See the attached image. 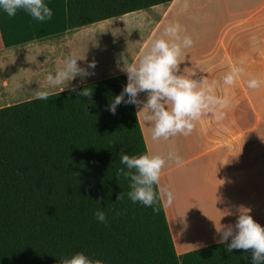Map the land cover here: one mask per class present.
<instances>
[{
    "label": "trees",
    "instance_id": "obj_1",
    "mask_svg": "<svg viewBox=\"0 0 264 264\" xmlns=\"http://www.w3.org/2000/svg\"><path fill=\"white\" fill-rule=\"evenodd\" d=\"M172 1L49 0L51 20L4 13L0 31L12 47ZM126 83L117 75L0 108V264H59L76 252L105 264H252L250 250L226 251L230 240L178 255L163 202L153 213L127 197L120 154L149 151L135 105L108 110ZM86 87L91 98L78 95Z\"/></svg>",
    "mask_w": 264,
    "mask_h": 264
},
{
    "label": "crops",
    "instance_id": "obj_2",
    "mask_svg": "<svg viewBox=\"0 0 264 264\" xmlns=\"http://www.w3.org/2000/svg\"><path fill=\"white\" fill-rule=\"evenodd\" d=\"M263 19L264 0H174L12 47L5 46L0 31V108L36 99L34 92L47 88L48 72L70 52L80 57V67L96 57L99 63L88 69L94 74L83 80L77 76L68 87L47 88L50 94L127 76L123 64L136 62L169 24H179L180 35L190 36L193 45L182 50L177 74L217 82L215 95L229 101L226 117L217 122L210 114L203 116L190 135L158 141L151 139L150 123L139 121L149 153L165 158L160 187L173 193L171 205L166 200L163 205L177 254L218 244L216 226L234 224L241 205L264 227V109L248 108L247 65L232 58L239 38ZM254 61L262 67L261 58ZM233 66L243 72L225 86L222 78ZM169 152L182 158V167L167 159Z\"/></svg>",
    "mask_w": 264,
    "mask_h": 264
},
{
    "label": "clouds",
    "instance_id": "obj_3",
    "mask_svg": "<svg viewBox=\"0 0 264 264\" xmlns=\"http://www.w3.org/2000/svg\"><path fill=\"white\" fill-rule=\"evenodd\" d=\"M0 9L8 17H14L18 10H24L39 22L51 20L53 17V10L44 0H0ZM180 31L179 24H169L164 29L163 36L152 41L150 49L136 62L123 64L121 70L127 74V83L122 92L110 102L108 109L115 114L117 106L121 103L135 105L138 121L143 118L150 123L153 141L161 138L169 140L178 134L188 136L195 128V122L209 114L217 122L223 121L226 117L223 109L227 107L229 101L215 95L217 82H209L204 77L196 80L185 74H177L180 70L182 50L193 45L192 38L188 35L181 36ZM165 36L171 39H165ZM80 60L76 53L70 52L62 63L57 65L54 72L50 71L46 75L47 88L62 85L68 87L77 76L83 80L93 75L94 73L88 69L96 67L95 61L89 63L87 67H80L78 65ZM187 70L185 68L184 73ZM242 72V68L233 66L223 76V84L233 85ZM260 84V80L253 78L248 81L247 86L255 89ZM47 88L37 89L34 92L35 98L47 100L50 95ZM72 91H76V88ZM141 93L146 94L145 100L138 99ZM78 95L91 98L92 90L86 87ZM167 159L181 167L184 164L182 158L175 152H169ZM120 163L124 167L117 170V179L123 177L130 181L127 197L133 203L139 202L145 207H150L153 213L160 211V205L165 200L171 205L173 193L160 187V177L165 165L164 157L151 153L130 156L122 151ZM124 197L125 193L121 192L117 201L123 200ZM250 213L251 209L241 205L235 213L234 224L220 223L219 227L216 226L220 235L219 243L223 244L230 240L226 248L228 253L233 250L245 252L250 250L252 264H264V227L256 222ZM94 215L100 223H107L105 211L98 209ZM59 264H105V261L83 252H76L71 256L61 257Z\"/></svg>",
    "mask_w": 264,
    "mask_h": 264
},
{
    "label": "rangeland",
    "instance_id": "obj_4",
    "mask_svg": "<svg viewBox=\"0 0 264 264\" xmlns=\"http://www.w3.org/2000/svg\"><path fill=\"white\" fill-rule=\"evenodd\" d=\"M44 2L47 4L49 0H44ZM3 14H4L3 10L0 9V18L2 20V23L5 24L7 22V19ZM244 44L246 45V47H244ZM261 49L262 52L258 51ZM255 57L257 59L261 58L263 60L261 68L260 66H258L259 64L258 61L257 62L254 61ZM89 58L87 59L86 63H91L92 61H95V63L96 62L99 63L96 57L91 56V58L90 59ZM232 58L240 61V64L247 65L246 71H247L248 81L253 78L261 81L259 87L255 89L249 88L247 86L248 85L247 82L246 87H247L248 108L264 109V19L262 23L252 26V30L247 36L239 38V41H237V45H235V52H232ZM255 64L257 65L256 68L254 66Z\"/></svg>",
    "mask_w": 264,
    "mask_h": 264
},
{
    "label": "bare ground",
    "instance_id": "obj_5",
    "mask_svg": "<svg viewBox=\"0 0 264 264\" xmlns=\"http://www.w3.org/2000/svg\"><path fill=\"white\" fill-rule=\"evenodd\" d=\"M97 63V62H96Z\"/></svg>",
    "mask_w": 264,
    "mask_h": 264
}]
</instances>
